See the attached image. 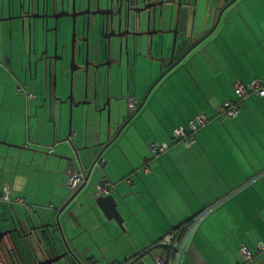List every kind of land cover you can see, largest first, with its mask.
Instances as JSON below:
<instances>
[{"label": "crops", "instance_id": "0c3cea01", "mask_svg": "<svg viewBox=\"0 0 264 264\" xmlns=\"http://www.w3.org/2000/svg\"><path fill=\"white\" fill-rule=\"evenodd\" d=\"M7 1L4 0L5 4ZM11 1L12 16H17L19 0ZM71 5V0H64V7ZM245 7L248 5L240 4L230 9L211 36L210 45L204 48L201 46L200 50L194 52L196 56L190 60L188 57L179 68L169 74L160 87L152 92L144 108L133 120V126L123 131L101 157L106 160V163L100 166L101 172L97 177L100 185L96 191L98 196L105 198L96 209L101 224L86 221L83 223L81 218V223L77 224L72 222L68 215H62L63 230L67 239L84 260H90L93 247L81 249L83 239L87 236L93 240L92 235L103 231L108 243L117 246L120 253L114 264H157L158 260L165 256L163 248L160 247L165 236L211 204L218 206L219 203L230 199L234 196L231 191L251 180L244 191L215 212H210L211 215L198 225L195 237L183 238L181 243L185 247V253L180 252L177 264L264 263V252L258 250V244L264 241V97L251 95L253 97L241 104L238 114L234 117L225 118L221 114V106L225 102L239 100L235 83L247 84L253 78H264L263 36L253 31L250 20L244 13L251 10L244 9ZM61 8L62 0H56V9L59 11ZM217 14L216 18L209 20L201 14L198 19L200 14L197 7L195 19L205 21V28H210L216 22ZM0 16L1 19L8 18V8L2 15L0 9ZM62 21L66 20L59 22ZM191 21L193 17L189 15V22ZM53 24H50L51 30L47 34L51 53L55 52L54 44L59 40V30H54ZM16 25L18 34L14 46L12 32L10 33L8 28L14 34ZM1 28H5L1 34L3 33L2 38H6L3 43L9 58L6 57L1 63L3 65L0 66V81L2 76H6L7 84L10 80L16 85L29 68V62L26 60L29 46L25 36H20V21H1ZM197 33L199 34L200 30L196 29L195 36H198ZM248 36L254 43L262 45L260 50L263 56L259 58L262 67H255L254 54L248 52V49L251 51L252 48L242 45V39H247ZM233 39L240 40V45H235ZM167 41L168 45L165 44L164 48L156 42L149 48L153 55L161 56L165 63L169 62L172 45L168 36ZM248 42L250 46L253 45ZM65 43L66 38L60 39V47ZM43 48L41 43L36 46L38 55ZM158 72L159 75V67ZM114 74L117 76L114 77ZM151 74L153 76V71ZM108 81L110 96L123 98V113L128 111L129 98H133L137 106H140L153 82L133 88L131 82L134 77L124 65L120 74L113 69L109 80L104 77L98 87L103 85L105 88ZM13 85H6L4 80L0 82V193L5 185L10 186L14 201L12 204H0L2 230L12 229V224L18 226L19 221H24L27 217L37 221L36 212L43 218L42 222H37L38 225H46L50 221L55 224L57 212L54 209L60 208L65 201L63 195L68 191L71 170L81 168L87 172L95 158L90 150L84 149L79 151L81 164L77 160L67 162L53 156L55 154L75 157L73 150L60 142L68 136L69 123L67 125L64 118V114L70 112L68 104L56 106L59 111L54 121L55 137L51 128L46 130L45 141L33 139L32 135H29L33 123L28 115L31 114V100H37L36 94L27 90V84L17 85L11 90ZM24 87L27 94L34 96L32 99L25 94V99L20 97L19 89ZM94 90L95 85L90 81L88 100H93ZM85 100L87 99L84 92L75 93L74 102L80 103V106L73 107L72 128L73 131L79 130L80 127L84 130L87 124L93 137L94 127H97L95 121L99 117L96 109L102 107L105 99L97 106L94 105L93 120L90 117V104L81 103ZM37 109L41 108L37 106ZM87 114L89 119L84 123L82 120ZM196 115H203L210 120L198 132L196 143L174 141L172 133L176 126L189 122ZM106 121L107 116L104 113V132L107 131ZM52 126L53 124L49 127ZM95 142L96 140L90 138L88 142H81L79 147L84 148L86 143L92 145ZM158 144L170 148L157 153L155 146H159ZM49 148L53 149V154L48 152ZM99 161L100 159L98 163ZM83 182L84 179L78 187ZM103 188L107 189L106 192ZM18 199L23 200V205L15 203ZM115 202L124 218L123 227L113 217ZM107 210L109 212H106ZM44 230L47 231V226ZM215 230L217 233L213 232ZM58 235L60 234L56 235L55 246L44 241L42 248L37 247L33 251L22 250V255L23 252L27 253L31 263L42 259L48 250L64 251L65 246ZM18 236L15 235L16 238ZM243 247L252 252L251 261L242 256L240 250ZM140 252H143V255H137ZM146 257H151L153 262H148ZM101 260L103 264H109L106 257H101ZM120 261L122 263H117ZM92 263L94 262L91 260L90 264Z\"/></svg>", "mask_w": 264, "mask_h": 264}, {"label": "water", "instance_id": "95a60500", "mask_svg": "<svg viewBox=\"0 0 264 264\" xmlns=\"http://www.w3.org/2000/svg\"><path fill=\"white\" fill-rule=\"evenodd\" d=\"M73 0L71 7H64V0H62V8L60 11L56 9V0H53V9L50 11V0H19V14L12 16L13 3L8 0V18L1 19V21L18 20L21 22V32L25 36L26 32L29 34V56L30 67L32 64L31 55L33 54L37 58L36 41H32V38L37 35L38 21H41V35H44L46 40L45 50L41 53L39 60L35 62V70L37 65L43 63L44 55L45 60V76L48 82L53 81V92L57 91V81L59 74L58 64V42L54 44V51L56 56H49L48 32L51 30L50 23H54V30H57V23L62 18L71 19L72 24V61L71 71L72 74L77 69L85 71L87 76L85 101L82 104L98 105L102 99L105 101L100 109H96L99 114V120L97 127L93 131V137L89 131L87 124L85 129L82 127L73 131L72 126L68 132L67 138L61 139L60 142L67 144L74 152L75 157L65 155H55L59 159H65L67 162H74L77 160L81 164L79 151L81 149L90 150L95 155L92 164L86 172L84 182L74 191H71L68 187V191L63 195L65 199L61 207L54 209L56 211L55 224L50 221L48 224L37 227L38 221L42 222L43 218L39 212H36L37 221L34 218L27 217L24 221L20 220L18 226L14 230H1L0 229V243L5 237H11L12 245H16L15 239L12 237L13 232L20 233L24 226L29 227L33 232L37 228L47 226L48 237L45 238V242H49L56 245L57 233L61 235V242L65 246L66 250L62 254H58L54 257L40 261L37 264H54L64 258L73 256L79 264L78 256L69 247L65 240V234L62 224V215H68L70 220L74 223H81V219L92 224H101L98 221L99 208L105 199L103 196H97V189L100 185L98 175L101 172L98 160L105 154V152L112 146L113 143L119 138V136L133 126V120L141 112L150 98L154 89L158 84L167 77L169 73L179 67L188 57L192 59L194 52L200 50V47H206L204 42L209 39L216 29H218L226 11L237 0H233L225 8L220 10L216 22L211 28H205V21H196L197 7L199 0ZM166 8L168 9L166 10ZM192 9V10H191ZM192 13V15H191ZM168 15V16H167ZM189 15L193 17V21L189 22ZM206 18V14L204 16ZM196 22V23H195ZM77 24L79 30L77 31ZM174 25V26H173ZM197 25V28H196ZM197 31L200 30L198 36H195ZM12 30L10 31V33ZM167 33L173 34V42L171 45V53L169 62L161 61L159 69L161 74L157 78L156 82L152 84L149 90L146 92L142 103L132 114L129 112L123 113L122 101L123 98L111 97V88H109V81L104 88L103 85L98 87V83L106 77L109 80L111 72L114 69L119 71L116 66H122V60L125 56L128 57L130 51L134 48L148 45L151 47L155 42H159L162 48H164L167 41ZM34 34V35H32ZM146 38V40H145ZM159 39V40H158ZM204 44V45H203ZM168 45V44H167ZM70 44L61 45L63 55L69 51ZM144 49V48H138ZM34 50V52H33ZM200 52V51H199ZM118 54V57L115 55ZM79 57L78 60L76 57ZM62 59V57H60ZM166 61V60H165ZM77 62L81 63L78 64ZM0 58V64H1ZM80 65V66H79ZM65 69L64 71H67ZM73 80L71 78V89L68 99L65 102L71 104V117L73 115V107H79L80 103L74 102L73 94ZM90 81L95 85L93 100H88L89 97V83ZM64 82V79H63ZM58 93V91H57ZM52 102L50 103V105ZM62 106V105H61ZM107 116V131L103 130V115ZM88 117V115H87ZM89 119L86 118V121ZM56 128V127H55ZM98 129V131L96 130ZM54 137L56 135V129H53ZM61 135V134H60ZM92 138L96 142L92 145L85 144L84 148H80L81 142ZM115 202V209L113 211V217L117 223L123 227V215L118 210ZM104 210V209H103ZM106 212H109L107 210ZM112 212V211H110ZM85 217V220H83ZM81 218V219H80ZM102 226V225H101ZM56 239V240H55ZM43 240H39V244H42ZM16 248V246L13 245ZM19 250V249H18ZM20 251V250H19Z\"/></svg>", "mask_w": 264, "mask_h": 264}, {"label": "rangeland", "instance_id": "374dc122", "mask_svg": "<svg viewBox=\"0 0 264 264\" xmlns=\"http://www.w3.org/2000/svg\"><path fill=\"white\" fill-rule=\"evenodd\" d=\"M199 1L200 2L198 5V10H199L200 15H199L198 19L201 17V14H203L202 16H204V14H206L207 20H209V18L213 19L215 17V15L218 12H220V10H222L223 8L226 7V6H223L221 8L219 7L220 6L219 5L220 0H199ZM80 2L81 1L79 0V5H80ZM234 4H236V2ZM244 4L248 5V7H245L244 9L251 10V11H248V13H247V11H244V13H246V15L248 16V19L250 20V25L252 26L253 31L261 34L263 36L262 40H264V0H247L246 2H242L241 6ZM0 8H1V15L4 14L5 12H7L8 1L5 4L4 0H0ZM52 9H53V0H50V11H52ZM167 9L168 8H166V10ZM168 11H169V9H168ZM237 11H238V9H237ZM228 13H229V11L227 10L225 17ZM60 20H66V21L58 22L57 28L59 30V36H60L59 37V44H60V39L66 38L65 44H67V43L70 44V47H69V51L67 53H65L64 55H61V54L58 55L59 56V58L57 60L59 63V74H58V81H57L58 93L56 91V94H55V92H53V89L51 88L52 97H51V99L48 98L49 87H48V83H47V81L43 75L42 70H40L37 75H35V69L31 70L29 72H26V73H28L27 76L25 75V73L22 74V80H20L18 82V84H16V85L14 84L13 81H10V80L7 84V82H6L7 77L6 76L1 77L2 81L4 80V83L6 85H13L14 84L12 86L11 90H13L17 85L21 86V84H25V85L27 84V90L33 92L34 94H36L38 96L37 100H31V102H30L31 114L28 116H31L30 118L32 119L33 125H32V131L29 133V135H32L33 139H38V140H42V141H45L44 139H46V137H47L46 130H50L51 128L55 129V127H56L54 124V121H55V118L58 117V111H59L56 106L59 107L61 105H65V106L67 104L69 105V109H70L69 114H68V112L66 114H64L66 124L68 125V123H69V127L67 129V135H68V132L70 130V126H72V123H71V120H72L71 119V104L69 101L65 102L68 99V96L70 93L71 78H72L71 69H70L71 68V61H72V49H71L72 24L68 18H62ZM37 25H38V29H37V35L35 36V39L38 42H40V41H43V38H44V36H41V33H42L41 21H38ZM52 26H54V24ZM17 29H18V25H16V29H14V34H13V31L11 33V35L13 37V39H12V37H11V39L14 43V46H16L15 41H16L17 34H18ZM8 30L11 31L10 28H8ZM2 31L4 32L5 28L0 29V34ZM66 32H67V34H66ZM21 35H22V33H21V29H20V36ZM166 35L168 36V39L169 40L171 39V41L173 42V34L167 33ZM2 36H3V33H2ZM28 36H29V34H28ZM5 39L6 38L0 39V53H1L0 58L2 59L1 62H4L6 60V57L9 58V54H7L5 52L6 49L4 48L5 46H4L3 40L5 42ZM145 40H146V38H145ZM247 40L252 42L253 45L251 44L252 46H250V43ZM234 42H235V45H240L239 44L240 40L234 41V39H233V43ZM8 43L10 44L9 40H8ZM156 44L159 45V42L158 43L156 42ZM243 44L247 45L248 48L249 47L252 48L251 51H249V49H248V52H251L252 54H254L255 67L256 66L262 67L263 65L259 60V58L261 56H263V55H261L262 54L261 53L262 45L260 43H257V44L254 43V40L249 36L247 39L246 38L242 39V45ZM138 48H145V49H144V51H141V49H138ZM138 48L137 49L133 48L129 54L130 72H131V76L134 77V81L131 82L133 88L136 85H137V87L139 85H146V83H150V81H153L152 84H154L156 82L157 78L159 77V75L161 74L160 73L158 75V73H159L158 72V66L161 65L162 57L153 55L150 52V50H149L150 47L148 45L138 47ZM124 55H125L124 56V60H125L124 67L128 68V57L125 53H124ZM115 56L118 57V54H116ZM60 57H62V59ZM1 65H3V64H0V66ZM115 68H117L119 70L118 72L117 71L116 72L118 74H120L121 70H122V66L121 65L116 66ZM65 69H68V70L64 71ZM152 71H153V76L151 74ZM169 74L167 75V77L169 76ZM73 76H74L73 92H74V97H75V93H77V92H80V93L84 92L85 93V90H86V80L85 79L87 78V76L85 74V71L81 70V69H77L75 71V73L73 74ZM113 76L116 77L117 75L114 74ZM63 79H64V82H63ZM165 79H163L158 84V86L156 88H159L160 87L159 85ZM2 81H0V82H2ZM152 84H150V86ZM150 86L148 87V90H149ZM18 94L20 95V97H22L24 99L27 96V92H25V91L22 92L21 94L20 93H18ZM60 95H62V96H60ZM17 98H18L17 100L20 102L19 97H17ZM52 101H53V103L50 105V103ZM37 106H39L41 109L38 110ZM89 106H90V117L93 120L92 110L94 108V103H91ZM82 114H84V111L82 112ZM87 115H85L83 117L82 121L84 123L87 122L86 121ZM52 118L54 120H52ZM98 120H99V118H98ZM97 121H95V122H97ZM80 122H81V120H80ZM52 124H53V126L49 127ZM76 128H78V127L76 126ZM94 130H95V127H94ZM173 133H175V131H173ZM63 134L65 135V133H63ZM58 135L60 136V133ZM47 142H48V140H47ZM41 144L43 145V143H41ZM167 148H168V146H167ZM40 149H42V148H40ZM43 156H44V154H43ZM74 169L82 170L81 168L80 169L74 168ZM82 171L84 172V175L86 176V171L85 170H82ZM85 176H84V179H85ZM77 188H79V187H77ZM7 189L8 188L5 185L3 187V189L1 190V193H3V195L0 194V204H12V203H14L13 199H10V200L6 199V196L8 195V192H9V190H7ZM71 191H74V190H71ZM96 195L98 196V192L96 193ZM19 201L20 202H15V203L23 205L22 204L23 200L19 199ZM210 211H211V208H208L206 210V212H210ZM213 232L217 233V230H215ZM64 234H65V232H64ZM60 236L58 235V237H60ZM81 237H78V238H81ZM91 238L93 240L88 239L86 236L82 241L81 249H83L85 247H90V246L93 247V252L90 253V256H89L90 260H88V259L84 260L82 258V256L80 255V253L73 249L69 239H67V236L65 234V240L67 241L69 247L78 256L79 260H81V261H79V264H90L91 260L94 262L92 264H103L101 257H106V262L109 264L116 263V259H118V255H120V253L118 252V250L116 248L117 246H114L113 244L110 245L108 243L107 238H105V236L103 235V231L95 233L94 235L91 236ZM60 239H62V238L60 237ZM185 240H187V239L185 238ZM39 247L42 248V245H40ZM171 249H173V248L171 247ZM184 249H185V247L182 244V245L178 246V249L174 248L173 251L176 255H179L181 251H182V253H185ZM248 251L252 254V252L249 249H248ZM2 254L3 253L1 250L0 251V258H1ZM137 255H143V252H140V254H137ZM23 256L26 258L25 259L26 261H29V259H28L29 255L27 253L23 252ZM146 259L150 263L153 262L151 257H146ZM140 260H142V259H140ZM110 261H111V263H110ZM133 261H136V260H133ZM249 261H251V260H249ZM29 263H30V261H29ZM117 263H122V261L117 262ZM54 264H78V263L75 260V258H73V256H70L68 258L62 259L59 262H55ZM262 264H264V263H262Z\"/></svg>", "mask_w": 264, "mask_h": 264}, {"label": "built area", "instance_id": "2783aa9c", "mask_svg": "<svg viewBox=\"0 0 264 264\" xmlns=\"http://www.w3.org/2000/svg\"><path fill=\"white\" fill-rule=\"evenodd\" d=\"M235 88H236V93L240 96L241 99H245L247 98L249 95L256 94V95H260L262 97H264V81L261 79H255L253 81H250L249 83L245 84L243 82H237L235 83ZM25 91L24 88H20L19 92H23ZM27 97L29 99H32L34 96L30 93L27 94ZM136 107V102L133 98H129V109L130 110H134ZM221 110L222 112L224 111H228L229 116L230 117H234L238 114L239 109L237 108V104L236 102H225L222 106H221ZM198 120L200 122H202L203 124L207 121V118L203 115L198 116ZM192 129H196V126L194 124L191 125ZM175 135L176 136H181L184 135V129H182L181 127H179L178 129L175 130ZM158 148V146H155ZM167 146L163 145L162 148L160 149V151L166 150ZM50 152H52V149L50 150ZM106 163L105 159L100 158L99 161V165L103 166V164ZM84 172L82 170H78V169H74L71 170L70 174H69V179H68V184L67 187L70 190H75L78 185L83 181L84 179ZM6 187L8 188L7 190H9L8 195L6 196L7 200L12 199L11 197V187L6 185ZM104 192H106V188H103ZM1 195H3V193H0ZM16 202H20L19 199ZM204 216L200 217L197 219V222L195 223L194 227L190 228V230L188 231V233L185 235L186 237L192 235L195 226L201 222L202 218ZM178 241V242H175ZM171 243H176L174 246V248L178 249V246L182 245L181 241L177 240L176 237L173 234H169L168 236H165V239L163 240V242L161 243V245H171ZM181 243V244H179ZM258 250L259 252H264V241L260 242L258 244ZM241 254L243 255V257H245L246 259L252 260L253 256L252 254L248 251L247 248L243 247L242 250H240ZM165 255V254H164ZM167 257V258H166ZM178 255H175V257L170 260L169 256H164L163 259H159L157 264H166L167 260H168V264H177L178 263V259H177ZM174 260V261H173Z\"/></svg>", "mask_w": 264, "mask_h": 264}, {"label": "trees", "instance_id": "16d2710c", "mask_svg": "<svg viewBox=\"0 0 264 264\" xmlns=\"http://www.w3.org/2000/svg\"><path fill=\"white\" fill-rule=\"evenodd\" d=\"M217 30V29H216ZM216 32V31H215ZM214 32V33H215ZM214 35V34H213ZM212 35V36H213ZM211 38V37H210ZM210 38L209 39H207L205 42H204V44H207V45H210V43L211 42H209V40H210ZM203 44V45H204ZM125 64V60L123 59V65ZM180 67V66H179ZM179 67H177V68H179ZM128 70L130 71V62H128ZM255 79H261V80H263L264 81V78H262V77H256V78H253V79H251L250 81H253V80H255ZM24 92V91H23ZM25 92H26V90H25ZM22 93V92H21ZM237 94V93H236ZM238 95V94H237ZM251 95H253V96H256V94H251ZM251 95H249L247 98H245V99H241L240 98V96L238 95V98H239V100L238 101H235L236 102V104H237V108L239 109L240 108V106H241V104L242 103H244V101H246L247 99H249V98H251V97H253V96H251ZM239 102V103H238ZM128 108H129V99H128ZM221 114L223 115L222 117H225V118H229L230 116H229V113H228V111H224V112H221ZM200 116V115H199ZM209 119L207 118V121L203 124L202 122H200L199 120H198V116L196 115V116H194V118L192 119V120H190L189 122H186L185 124H183V125H181V126H176V128H175V130L176 129H178L179 127H181L182 129H184V135H181V136H176L175 135V133H172L173 134V139H174V141H177V142H181V143H186V144H193V143H196V141H197V134H198V132L203 128V127H205L208 123H209ZM192 124H194L195 126H196V129H192L191 128V125ZM174 130V131H175ZM159 146H158V148H157V153H159L160 152V149L162 148V146L164 145V144H158ZM170 148V146H168V148H166V149H169ZM50 150L52 149V148H49ZM50 150H48V152L50 153V154H53L54 152H53V149H52V152H50ZM163 151H165V150H163ZM159 154H156V156H158ZM53 156H55V154L53 155ZM147 171H148V169H146ZM250 182H251V180H249V182H246V184L245 185H242V186H240V187H238L237 189H235V190H233V191H231V193L234 195V196H231V198H234V197H236L237 196V194L238 193H240V192H242V191H244V189L246 188V187H248L249 185H250ZM235 193V194H234ZM231 194V195H232ZM230 198V199H231ZM230 199H228V200H226V201H223L222 203H219L218 204V206H212V204L210 205V206H208L207 208H205V209H203L201 212H199V213H197V214H194V216H192L191 218H189V219H187L185 222H183V224H181L180 226H178V227H176L175 229H173L172 231H171V233L170 234H173L175 237H176V239L177 240H179V241H182L183 240V238L185 237V235L188 233V231L190 230V228L192 227H194V225H195V223L197 222V219L198 218H200V217H202V216H204L203 218H202V220H201V224L203 223V221H205V219L209 216V214L211 215V213L210 212H215L217 209H219L220 207H222L223 205H225V203H227V201H229ZM217 207V208H216ZM208 208H211V211L210 212H206V210L208 209ZM199 223V224H200ZM197 232H198V224L195 226V228H194V231H193V233H192V235H190V237L192 238V237H195V235L197 234ZM175 242H178V241H175ZM176 244V243H175ZM174 243H171V245H161L160 247H162L163 248V253L166 255V256H169V259L170 260H172L174 257H175V253H174V251H173V249H174V246L173 245H175ZM171 247L173 248V249H171Z\"/></svg>", "mask_w": 264, "mask_h": 264}, {"label": "flooded vegetation", "instance_id": "af4514ba", "mask_svg": "<svg viewBox=\"0 0 264 264\" xmlns=\"http://www.w3.org/2000/svg\"><path fill=\"white\" fill-rule=\"evenodd\" d=\"M72 1L73 0H71V4H72ZM102 1H104V0H102ZM233 0H220V8L221 7H223V6H227L229 3H231ZM12 2V1H11ZM243 2V0H237L236 1V4H233V5H231L230 7H229V9H228V11H230V9L231 8H233L234 6H238V5H240L241 3ZM1 9V8H0ZM60 11V10H59ZM227 12V11H226ZM219 13V12H218ZM0 18H2V16H0ZM4 18V17H3ZM70 21H71V19H70ZM78 25L79 24H77V31L79 30V27H78ZM211 28V27H210ZM32 35H34V34H32ZM58 35V37H60L59 36V33L57 34ZM42 36V35H41ZM2 38V34L0 35V39ZM25 41H26V43H28V45H29V36H28V33L26 32V34H25ZM32 41H36V46L38 45V44H43V46H44V48H43V50H42V52H44V50L46 49L45 48V42H46V40H45V38H43V41H40V42H37V40H34V37L32 38ZM49 44H50V42H49ZM58 47H59V50H58V53L59 54H61V55H63V53H62V50H61V47H60V44H59V40H58ZM49 49H50V47H49ZM41 52V53H42ZM41 53L37 56V58H35L34 57V55L32 54L31 55V60H32V67H30L29 66V68L27 69V70H25V75L27 76L28 75V73H26V72H29V71H31V70H34L35 68H36V66H35V62H36V60H39V58H40V56H41ZM1 54V53H0ZM27 55H28V57H27V61L29 62V65H30V56H29V53L27 52ZM49 56H56L55 55V52H53V53H51L50 52V50H49ZM45 57H46V55H44V60H43V63H39L38 62V65H37V70H35V75H37L38 73H39V71L40 70H42L43 71V75H44V77H45V79H46V76H45V71H44V69H45V64H46V60H45ZM58 58H59V56H58ZM77 58V60H78V56L76 57ZM123 59H124V57H123ZM2 60V59H1ZM40 61V60H39ZM78 64H81V63H79V62H77ZM59 64V63H58ZM122 66H123V60H122ZM34 67V68H33ZM74 73H75V71H74ZM73 73V74H74ZM72 74V71H71V75H73ZM74 77V76H73ZM46 81H47V83H48V87H49V91H48V98H50L51 99V97H52V93H51V88H52V85H53V81L51 80L50 82H48V80L46 79ZM24 89H25V87H24ZM26 90V89H25ZM70 94V93H69ZM36 98L38 99V96L36 95ZM52 103H53V101H52ZM137 108H138V106H137V103H136V107H135V109L134 110H130L129 108H128V111L127 112H129V113H133L135 110H137ZM126 111H124V113H125ZM12 226H14L13 228H12V230H14L15 228H16V226L17 225H13L12 224ZM36 226L37 227H40L41 225H38V224H36ZM0 229L2 230V227H1V225H0ZM45 229V226H43V227H41V228H37V230H35V231H33V232H31L30 231V229H29V227H27V226H24L23 227V229L21 230L20 229V233H18V232H13V234H12V237L15 239V242H16V245L13 243V245L14 246H16V248L17 249H19V250H21V252H22V250H26V249H30V250H34L35 248H37V247H39L41 244H39L38 242H39V240L40 239H42L43 240V242L45 241V238H47L48 237V234H47V231L46 230H44ZM11 230V229H10ZM19 235L17 238L15 237V235ZM7 237H9V236H7ZM6 239H9V240H6ZM12 243V241H11V237H9V238H6L5 237V239H3L2 240V242L0 243V251L2 250V252H4V250L7 248V247H9V246H13L11 243ZM43 242H42V244H43ZM55 251V249H53V251L52 250H48V253H45L44 254V257H42V259L43 260H46V259H49V258H51V256L52 257H54V256H56V255H58V254H62V253H64L65 251H67L66 250V248H65V250L64 251H62V252H59V251H56V254H54L53 252ZM70 257V256H69ZM33 264H37L36 262L35 263H33Z\"/></svg>", "mask_w": 264, "mask_h": 264}, {"label": "bare ground", "instance_id": "6f19581e", "mask_svg": "<svg viewBox=\"0 0 264 264\" xmlns=\"http://www.w3.org/2000/svg\"><path fill=\"white\" fill-rule=\"evenodd\" d=\"M51 246H54L53 244ZM3 254L1 255V263L0 264H33V263H39L40 261H43V259H38L36 261H31L29 263L28 261L23 258L21 250L19 251L17 248L13 246L7 247ZM54 254H56V251H54Z\"/></svg>", "mask_w": 264, "mask_h": 264}]
</instances>
